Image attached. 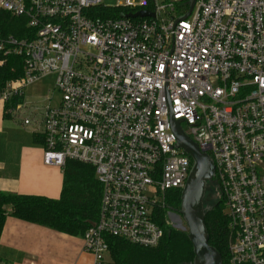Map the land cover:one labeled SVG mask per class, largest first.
<instances>
[{"label": "built area", "instance_id": "2783aa9c", "mask_svg": "<svg viewBox=\"0 0 264 264\" xmlns=\"http://www.w3.org/2000/svg\"><path fill=\"white\" fill-rule=\"evenodd\" d=\"M117 1L0 0L28 29L21 39L0 34L4 57L25 56L24 76L0 100L57 74L60 101L49 98L41 120L24 124L44 135L47 166L71 159L96 169L99 217L83 237L95 264L109 253L106 236L162 240L155 209L193 166L172 120L214 162L230 264H264V0H196L187 18L175 3ZM126 8L155 17L122 16Z\"/></svg>", "mask_w": 264, "mask_h": 264}, {"label": "trees", "instance_id": "16d2710c", "mask_svg": "<svg viewBox=\"0 0 264 264\" xmlns=\"http://www.w3.org/2000/svg\"><path fill=\"white\" fill-rule=\"evenodd\" d=\"M191 0L175 3V12L183 13L190 8ZM102 15H110L100 9ZM126 8L124 14H130ZM113 15V14H111ZM115 15V14H114ZM120 16V15H118ZM0 34L21 39L28 35L26 19L0 11ZM0 92L8 83L24 76L25 56L0 53ZM24 103V94L16 96L6 104V109H16ZM34 139L45 144V137L35 133ZM63 189L60 198L20 195L0 191V237L8 217L42 225L75 237H84L88 229L98 220L102 198V184L96 176V169L87 163L67 160L62 167ZM175 191L173 198L166 197L165 206L155 209V221L163 229L164 236L158 246L144 247L125 239L106 236L111 264H191L195 254L188 233L171 227L167 222L169 210L181 208V193ZM223 204V206H222ZM206 226L210 234V244L220 251L223 264H230L228 239V217L224 199L206 212ZM104 264V263H103Z\"/></svg>", "mask_w": 264, "mask_h": 264}, {"label": "crops", "instance_id": "0c3cea01", "mask_svg": "<svg viewBox=\"0 0 264 264\" xmlns=\"http://www.w3.org/2000/svg\"><path fill=\"white\" fill-rule=\"evenodd\" d=\"M6 108L0 100V191L60 198L63 168L44 163V147L35 141L34 130L22 128ZM107 255L104 264H111ZM0 264H95V260L84 250L83 237L8 217L0 237Z\"/></svg>", "mask_w": 264, "mask_h": 264}, {"label": "water", "instance_id": "95a60500", "mask_svg": "<svg viewBox=\"0 0 264 264\" xmlns=\"http://www.w3.org/2000/svg\"><path fill=\"white\" fill-rule=\"evenodd\" d=\"M196 0H191L187 18L194 9ZM125 17H155V14L142 10ZM172 127L177 136V145L193 160V166L181 194V208L178 217L179 226L186 223L188 238L194 249V260L191 264H223L220 251L210 244V234L206 226L205 198L208 182L215 178V165L212 158L200 150L198 144L184 131L181 122L172 120ZM209 209V208H208Z\"/></svg>", "mask_w": 264, "mask_h": 264}, {"label": "rangeland", "instance_id": "374dc122", "mask_svg": "<svg viewBox=\"0 0 264 264\" xmlns=\"http://www.w3.org/2000/svg\"><path fill=\"white\" fill-rule=\"evenodd\" d=\"M165 1V3H176L181 0H160ZM106 4L111 6H116L118 4L117 0H106ZM189 11V9L186 11V13ZM173 13V12H172ZM57 80V74H51L49 76H46L40 81L39 83H36L32 86H29L25 89L26 98L24 100V103L27 105V108H23L22 111L18 114V118L21 123L20 126L22 128H26L29 131L33 130L36 126L34 123L31 125H25L24 119L30 118L33 119L36 117V120H41L42 118V112L46 105H48L49 98H53L54 103H58L60 101L61 95L58 91L55 90V82ZM175 191H170L167 193V196L170 198H173L175 196ZM222 200V197L219 192V188L217 185L213 182H210L207 187V193L205 198V207L206 208H213L217 203H219ZM223 206V204H222ZM225 213H227L225 209ZM178 213L173 212L172 210H169L167 213V222L168 224L177 230H183L187 232L185 228H187L186 223L182 221L181 226H179V221L176 217ZM188 233V232H187ZM108 257V255H107Z\"/></svg>", "mask_w": 264, "mask_h": 264}, {"label": "flooded vegetation", "instance_id": "af4514ba", "mask_svg": "<svg viewBox=\"0 0 264 264\" xmlns=\"http://www.w3.org/2000/svg\"><path fill=\"white\" fill-rule=\"evenodd\" d=\"M210 182H213V183L216 184V180H215V178H214L213 180L209 181L208 184H209ZM216 185H217V184H216ZM179 193L182 194V190H181ZM179 210H180V209H178V210H174L173 212H176V213H178V215H179ZM208 210H209V209L207 208V211H208ZM176 216H177V215H176ZM177 219L180 220L178 217H177Z\"/></svg>", "mask_w": 264, "mask_h": 264}]
</instances>
